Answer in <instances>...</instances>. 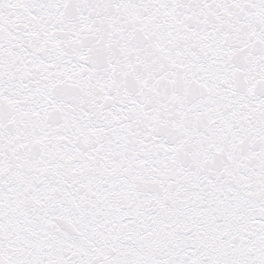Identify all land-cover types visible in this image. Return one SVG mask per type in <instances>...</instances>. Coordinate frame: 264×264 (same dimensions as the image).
<instances>
[{"label":"snow or ice","instance_id":"snow-or-ice-1","mask_svg":"<svg viewBox=\"0 0 264 264\" xmlns=\"http://www.w3.org/2000/svg\"><path fill=\"white\" fill-rule=\"evenodd\" d=\"M0 264H264V0H0Z\"/></svg>","mask_w":264,"mask_h":264}]
</instances>
